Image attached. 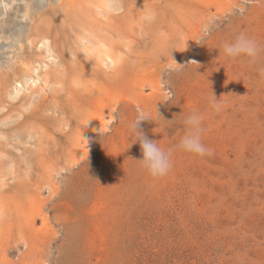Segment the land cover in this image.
Returning <instances> with one entry per match:
<instances>
[{
	"label": "rangeland",
	"instance_id": "obj_1",
	"mask_svg": "<svg viewBox=\"0 0 264 264\" xmlns=\"http://www.w3.org/2000/svg\"><path fill=\"white\" fill-rule=\"evenodd\" d=\"M261 68L264 2L0 0V264H264ZM194 111L211 155L175 147Z\"/></svg>",
	"mask_w": 264,
	"mask_h": 264
},
{
	"label": "clouds",
	"instance_id": "obj_2",
	"mask_svg": "<svg viewBox=\"0 0 264 264\" xmlns=\"http://www.w3.org/2000/svg\"><path fill=\"white\" fill-rule=\"evenodd\" d=\"M248 3H261L264 0H247ZM261 51V45L247 35H238L233 42L226 43L223 46V52L226 57L235 58L241 55L248 57L252 62H255ZM169 70L172 69L169 66ZM260 74L264 76V68L260 69ZM209 104L214 111L222 110V102L217 100L213 95ZM149 116L142 112L137 113L135 120L130 124V129L136 133V140H139L142 150L143 158L139 160L141 166L153 177H161L168 173L171 167V154L173 149L165 150L161 148L155 141L150 140L141 131H139L140 122L144 121ZM203 117L199 112H192L188 114L183 123L187 127V133L182 136L176 148L184 152L195 155H211L213 150L206 147L202 142V125Z\"/></svg>",
	"mask_w": 264,
	"mask_h": 264
},
{
	"label": "bare ground",
	"instance_id": "obj_3",
	"mask_svg": "<svg viewBox=\"0 0 264 264\" xmlns=\"http://www.w3.org/2000/svg\"><path fill=\"white\" fill-rule=\"evenodd\" d=\"M103 2H105V1H102V4H103ZM106 3H107V2H106ZM106 3H105V4H106ZM100 4H101V3H100ZM102 4H101V5H102ZM111 4H112V3H111ZM109 7H110V6H109ZM86 10H87V9H86ZM81 11H82V10H81ZM85 12H87V11H85ZM82 13H83V12H82ZM82 13H81L80 15H83ZM78 14H79V13H78ZM85 14H86V13H85ZM87 15H88V14H87ZM80 18H81V17H80ZM86 18H87V17H86ZM78 19H79V18H78ZM83 20H84V19H83ZM83 23H84V22H83ZM119 27H120V26H119ZM120 28H121V27H120ZM93 36H94V35H93ZM94 37H95V36H94ZM90 38H91V37H90ZM95 38H97V37H95ZM41 41H42V40H41ZM92 41H93V40H92ZM92 41H91V42H92ZM96 41H97V40H96ZM96 41H95V42H96ZM99 41H100V39H99ZM38 42H39V41H38ZM44 43H46V42L44 41ZM97 43H98V42H97ZM83 44H84V43H83ZM90 44H91V43H90ZM95 44H96V43H95ZM44 45H46V44H43V46H44ZM48 45H49V43L46 45V47H47ZM86 45H87V44H86ZM91 45H93V44H91ZM91 45H88V47L91 46ZM97 46H98V45H97ZM86 47H87V46H86ZM95 47H96V45H95ZM98 47H101V46H98ZM105 47H106V46H105ZM84 48H85V44H84ZM89 48H91V47H89ZM89 48H88L87 50H89ZM46 49H47V48H46ZM48 49H49V48H48ZM82 49H83V47H82ZM93 49H94V53H96V52H95V48H94V46H93L92 49H90V50L92 51ZM96 49H97V47H96ZM99 49H100V48H99ZM99 49H98V50H99ZM109 49H110V48H109ZM90 50H89V51H90ZM46 51H47V50H46ZM46 51H45V52H46ZM49 52H50V51H49ZM92 52H93V51H92ZM110 52H111V51H110ZM84 53H85V54H88V53H90V52H85V51H84ZM94 53H93V54H94ZM100 53H101V51H100ZM105 53H106V52H105ZM46 54H47V53H46ZM102 54H103V53H102ZM89 55H90V54H89ZM91 55H92V53H91ZM98 55H99V53H98ZM45 56H46V55H45ZM102 56H103V55H102ZM46 57H47V56H46ZM53 57H54V56H53ZM107 57H108V56H107ZM110 57H111V56H110ZM110 57H108V58H109V62L111 61ZM118 57H119V56H118ZM101 58H102V57H101ZM111 58H112V57H111ZM51 59H52V58H51ZM54 59H55V58H54ZM104 59H105V56H104ZM114 59H115V58H114ZM45 60H46V59H45ZM42 61H43V60H42ZM46 61H47V60H46ZM99 62L102 63V61H99ZM106 62H107V61L105 60V63H106ZM116 62H117V61H116ZM112 63H113V61H112ZM114 63H115V61H114ZM19 64H20V63H19ZM36 64H37V63H36ZM44 64H45V63H44ZM105 66H106V65H105ZM110 66H111V65H110ZM14 67H15V66H14ZM106 67H108V66H106ZM33 69H34V68H32V70H33ZM48 71H50V70H48ZM34 72H35V71H34ZM43 72H44V71H43ZM45 72H46V71H45ZM50 72H51V71H50ZM38 73H39V72H38ZM36 74H37V73H36ZM47 74H48V72H47ZM50 74H51V73H49V75H50ZM13 75H14V74H13ZM37 76H38V75H37ZM44 76H45V75H44ZM46 76H47V75H46ZM15 77H16V76H15ZM18 77H19V76H18ZM47 77H48V76H47ZM12 79H13V77H12ZM14 79H15V78H14ZM26 79H27V78H26ZM45 79H46V78H45ZM23 81H24V80H23ZM46 81H47V80H46ZM12 82H14V81H12ZM42 82H43V81H42ZM26 83H27V81H26ZM36 83H37V82H36ZM47 83H48V82H47ZM23 85H24V84H23ZM30 85H31V82H30ZM34 85H36V84L34 83ZM37 85H40V84L38 83ZM26 86H27V85H26ZM26 86H24V87H26ZM31 86H32V85H31ZM42 86H44V85H42ZM17 87H18V86H17ZM19 87H20V86H19ZM24 87H23V88H24ZM34 87H35V86H33V88H34ZM36 88H38V87H36ZM24 89H25V88H24ZM39 89H40V86H39ZM43 89H44V88H43ZM14 90H15V89H14ZM26 91H27V90H26ZM36 91H37V90H36ZM10 92H11V91H10ZM22 92H23V91H22ZM27 92H28V91H27ZM17 94H18V93H17ZM20 94H21V93H20ZM26 94H27V93H26ZM32 94H33V92H32ZM11 95H12V93H11ZM13 95H14V94H13ZM15 95H16V94H15ZM18 95H19V94H18ZM30 95H31V93H30ZM18 97H19V96H18ZM32 97H33V96H32ZM15 98H16V96H15ZM21 98H22V97H21ZM10 99H11V97H10Z\"/></svg>",
	"mask_w": 264,
	"mask_h": 264
}]
</instances>
